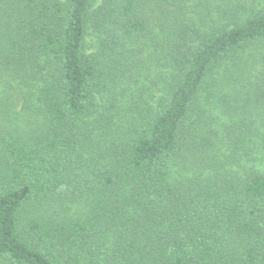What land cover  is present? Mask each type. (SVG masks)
Segmentation results:
<instances>
[{
	"label": "trees",
	"instance_id": "trees-1",
	"mask_svg": "<svg viewBox=\"0 0 264 264\" xmlns=\"http://www.w3.org/2000/svg\"><path fill=\"white\" fill-rule=\"evenodd\" d=\"M0 264H264V0H0Z\"/></svg>",
	"mask_w": 264,
	"mask_h": 264
}]
</instances>
